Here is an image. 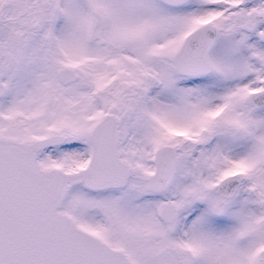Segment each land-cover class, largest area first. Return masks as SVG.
<instances>
[{"label": "snow or ice", "instance_id": "1", "mask_svg": "<svg viewBox=\"0 0 264 264\" xmlns=\"http://www.w3.org/2000/svg\"><path fill=\"white\" fill-rule=\"evenodd\" d=\"M0 264H264V0H0Z\"/></svg>", "mask_w": 264, "mask_h": 264}]
</instances>
